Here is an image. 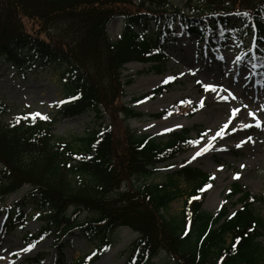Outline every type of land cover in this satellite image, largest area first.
<instances>
[{"label":"trees","instance_id":"16d2710c","mask_svg":"<svg viewBox=\"0 0 264 264\" xmlns=\"http://www.w3.org/2000/svg\"><path fill=\"white\" fill-rule=\"evenodd\" d=\"M230 14L243 15L241 28L223 18ZM116 18L124 20V29L111 41L108 27ZM24 20L34 32L26 31ZM178 22L188 33L204 37L211 29L213 40L240 44L254 32L264 36V0H198L188 13L170 0H0V60L23 77L43 68L60 71L66 100L47 119L24 115L0 122V203L25 185L32 189L13 205L17 213L10 212L8 231L26 223L29 201L42 209L44 226L25 239L27 246L53 237L63 258L67 239L78 231L97 243L99 255L113 248L114 235L126 227L138 238L123 254L125 264H151L161 252L175 264H264V219L255 208L264 206V196L235 184L227 199L236 202L212 214L203 210L214 186L210 174L184 167L164 175L160 184L149 181L160 166L173 167L193 148V130L166 137L138 134L127 122L144 114L126 104L114 110L132 83L123 80L127 64H150L155 73L163 72L165 43ZM258 57L264 65V46ZM87 112L122 115L123 153L111 126L83 136L55 135L60 120ZM182 181L188 190L181 189ZM184 196L180 215H169L171 203ZM237 205L241 208L231 212Z\"/></svg>","mask_w":264,"mask_h":264},{"label":"rangeland","instance_id":"374dc122","mask_svg":"<svg viewBox=\"0 0 264 264\" xmlns=\"http://www.w3.org/2000/svg\"><path fill=\"white\" fill-rule=\"evenodd\" d=\"M170 1L185 13L190 12L198 3V0ZM223 18L230 21L232 26L237 25L240 28L238 22L242 20L241 16L230 14ZM207 22L209 23V20ZM24 25L26 31H35L29 21L24 20ZM149 28L152 29L153 25ZM123 29L124 20L114 19L108 27L111 41H117ZM174 32L175 34L166 43L168 61L162 73H155L150 64L134 62L125 66L123 80L132 83L125 86L126 94L114 109L126 104L136 112L144 114L141 119L127 122L129 130L138 134L166 137L174 132L192 129L191 136L200 141L198 145H194L191 150L174 160L173 167L160 166L161 172L149 181L160 184L164 181V175L175 173L184 167L199 169L214 176V186L208 192L203 204V210L212 214H216L223 205L236 202V199H227L235 184L254 196H264V66L254 67L242 63L249 56L255 57L262 52L264 36L254 32L251 38H244L239 45L228 42L226 46L209 49V54L205 55L202 53V47L213 36L211 30H206L204 40L194 39L198 42L197 46L186 43L193 39L186 38V31L180 23L174 27ZM212 54L214 56L210 57ZM222 60L223 62H220ZM209 65H212L211 77L203 74L204 69ZM241 65L244 67L239 69ZM181 73L183 75H180ZM168 76H174L176 79L163 83ZM198 80L222 87H216L215 90L205 89L203 83H197ZM224 89L236 98L233 99ZM157 90L161 92L152 96ZM181 100L191 103H181ZM64 102L66 100L60 71L53 67L43 68L28 72L23 77L11 64L0 60V108L4 109V113L0 114L2 124H9L24 115L49 118L57 107L65 104ZM245 105L247 108L244 107ZM234 108L239 109V112L236 113L232 123L221 136L212 139L215 132L223 126L226 118L232 117ZM249 112L254 115H248ZM36 113L40 115H35ZM233 123L236 127L235 131H232ZM110 126L115 141L121 146L119 148L116 145L121 154L124 152L126 122L119 114H114L112 117L105 112L100 118L93 112H87L73 118L62 119L55 126L54 133L59 137L83 136ZM249 137L251 139H248ZM209 144L211 147L207 152L188 163L196 150L208 147ZM237 144L241 146L237 147ZM146 180L148 179H142V181ZM180 184L183 191L188 190L189 184L185 181ZM126 185L127 183H124L123 187ZM31 190L30 186L25 185L18 192L11 194L4 204L0 203V264L126 263L127 256L123 254L138 238L136 232L126 227L119 229L114 235L113 248L99 255L97 243L90 241L79 232H75L68 239L63 258L59 257L54 247L53 237L44 240L36 247L27 246L25 239L38 234L44 226L42 209L39 205L37 207L35 201L28 202L25 210L26 223L7 233V217L11 211V215L15 217L16 210L13 209V205L23 200ZM185 200L184 196L171 203L168 214L180 215ZM240 208L241 205H237L231 208V212ZM255 208L264 219V206L257 204ZM85 217H87L86 213L83 215V218ZM23 249L29 250L23 251ZM35 258L42 260L40 263H32ZM151 264L175 263L165 252H161Z\"/></svg>","mask_w":264,"mask_h":264},{"label":"snow or ice","instance_id":"6c2138e0","mask_svg":"<svg viewBox=\"0 0 264 264\" xmlns=\"http://www.w3.org/2000/svg\"><path fill=\"white\" fill-rule=\"evenodd\" d=\"M193 74H195V73H193ZM180 75H183V73H181ZM175 79H176V77H174V76H168V77H166L163 80V83H168L169 81H173ZM197 83H203V82L198 80ZM203 86H204L205 89H211V90H215L216 87H222L221 85H213V84H208V83H203ZM224 91L228 92L227 89H224ZM228 95L232 96L233 99L236 98L234 95H232L231 92H228ZM225 99H226V97H225ZM180 102L181 103H185V102L191 103V101H184V100H181ZM61 103H62V101H61ZM244 107L247 108V105H245ZM237 112H239V109H237V108L232 109V117L226 118L225 123L223 124V126H221L219 128L218 131L215 132V135L212 137V139H215L216 136H221V134L224 133L225 129H227L229 127V124L232 123V120L235 118V115H236ZM35 115H40V114L36 113ZM248 115H254V113L249 112ZM42 118L43 119H47L48 117L45 116V117H42ZM245 126L247 127L248 125H245ZM257 126H259V124ZM177 127H182V125H177ZM235 130H236V127H235V124L233 123L232 124V131H235ZM248 139H251V137H249ZM191 143L193 145H198L200 143V141L199 140H195V141H192ZM241 143H243V141H241ZM236 146L240 147L241 145L237 144ZM209 147H211L210 144L208 145V147H201L199 150H196L194 152V154L192 155L191 159L188 161V163H191L192 160H195L197 157L202 155L204 152H207ZM77 158H79V157H77ZM241 167H244V166L241 165ZM210 179H214V176L210 177ZM209 186L210 185H205V187H209ZM203 190H204V188L199 189V191H203ZM192 199H198V197L194 196V197H192ZM232 215L234 216L235 213H232ZM185 234H187V233H185ZM233 248H235V244H233ZM28 250L29 249H23V251H28ZM221 259H223V257Z\"/></svg>","mask_w":264,"mask_h":264},{"label":"bare ground","instance_id":"6f19581e","mask_svg":"<svg viewBox=\"0 0 264 264\" xmlns=\"http://www.w3.org/2000/svg\"><path fill=\"white\" fill-rule=\"evenodd\" d=\"M220 62H223V60L222 61H220ZM212 65H209L208 67H206L205 69H204V71H203V74L206 76H210L211 77V74H212V67H211Z\"/></svg>","mask_w":264,"mask_h":264}]
</instances>
